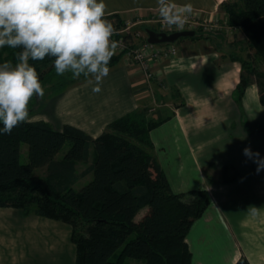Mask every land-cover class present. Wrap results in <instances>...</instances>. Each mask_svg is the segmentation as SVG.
<instances>
[{
	"label": "trees",
	"instance_id": "16d2710c",
	"mask_svg": "<svg viewBox=\"0 0 264 264\" xmlns=\"http://www.w3.org/2000/svg\"><path fill=\"white\" fill-rule=\"evenodd\" d=\"M81 6L82 0H69L66 10L54 15L25 0H0V109L16 106L19 91L35 96L41 86L50 85L53 93L63 88L68 81L59 71L74 56V44L127 24L118 13L97 16ZM221 10L228 29L240 30L247 41L245 57L231 56L242 65L236 97L241 100L257 83L264 104V0H225ZM204 36L199 29L187 38ZM124 38L132 42L133 36ZM122 56L110 54L103 66ZM161 121L139 109L113 120L94 138L69 124L58 130L44 120H0V208L70 225L75 264H191L186 236L213 198L204 187L171 189L152 152L150 132ZM222 174L225 181L235 178L228 167ZM235 264L254 263L242 256Z\"/></svg>",
	"mask_w": 264,
	"mask_h": 264
},
{
	"label": "crops",
	"instance_id": "0c3cea01",
	"mask_svg": "<svg viewBox=\"0 0 264 264\" xmlns=\"http://www.w3.org/2000/svg\"><path fill=\"white\" fill-rule=\"evenodd\" d=\"M25 1L58 15L69 0ZM223 1L82 0L81 10L90 8L97 16L118 13L126 20L137 16L158 31L156 20L195 13L209 20L219 17L225 12ZM227 40L228 53L222 49L226 39L184 40L177 55L154 61L151 80L125 55L104 67V59L116 52L95 44L92 56L84 58L87 63L99 57L92 70L66 78L63 88L48 90L38 112L30 111L34 120L55 129L69 124L94 138L113 120L139 109L162 120L150 137L171 189L204 187L213 198L186 236L191 264H235L242 256L264 263V104L257 83L247 87L241 100L236 97L242 65L231 56L245 57L247 41L240 30ZM76 45L71 61L80 54ZM224 167L235 178L225 181ZM76 253L70 225L0 208V264H75Z\"/></svg>",
	"mask_w": 264,
	"mask_h": 264
},
{
	"label": "rangeland",
	"instance_id": "374dc122",
	"mask_svg": "<svg viewBox=\"0 0 264 264\" xmlns=\"http://www.w3.org/2000/svg\"><path fill=\"white\" fill-rule=\"evenodd\" d=\"M224 16L227 17L226 13L222 12V15L216 18L217 21H213V24L215 26H213V27L210 26L206 30H201L200 29V32L203 33V35H205L203 37L204 39L206 37L215 38V39H217V41L221 40V39L222 40L226 39L225 45L222 46L223 52L225 53L226 52V45L228 44L227 38L231 37V35H233V32H231L228 29V25L225 24L226 18ZM221 17H224V19H222ZM140 19L141 18L137 17V16L134 17V18H129L127 20V22H126L127 26H124V28L126 29V32H128V33H131V34L132 33H134V34L138 33V34H136V37H138V39L139 38L140 39H146V37L148 35H147L146 30H145V25H144L143 22L141 23ZM192 20L194 21V20H197V19L193 16ZM132 22L133 23L135 22L136 24L133 25ZM155 22H160V21L156 20ZM152 24H153V22H152ZM222 31H224V33H226V35H225L226 37L220 34ZM186 39H189V38H184V40H186ZM184 40L183 39H179L178 41L175 42V44L177 45L179 50H180V47H181V43H183ZM76 43H77V45H76L77 46L76 47L77 51L76 52L80 51V54H77V56L74 57L73 61L70 60V62H68L67 64H64V66H63L64 70L63 71H59L60 74L66 75L65 76L66 78H72V79L78 78L81 75V73L85 74L86 70L89 69L91 71L92 70L91 68H93V66L95 64H97L98 61L100 60L99 57L97 58V55L94 56V60H91V61H89L87 63L84 60V58L88 59V58H90L92 56L91 52H93V49H94V47H92V46L95 45V44L96 45L97 44L100 45V43L96 42V43L89 44V45H87V44L86 45H84V44L81 45V42H79L80 44L78 42H76ZM196 43H197V41H196ZM200 44H202V43H200ZM79 46H80V48H79ZM213 46H216V45H213ZM213 46H208V48H213ZM226 53H228V52H226ZM81 65H83V69L84 70H82ZM61 70H62V68H61ZM57 77H58V74H57ZM59 80H60V78H59ZM59 87H58V89H59ZM48 90L50 91V86L49 85H47L45 87L41 86L40 90L38 91V94H36L35 96L32 93H28L27 94V93H23L22 91L17 92V95L20 98V101H18L16 106L0 109V120H12V119L13 120L14 119H30V120H34L32 118L33 117V115H32L33 113L30 112V111H34V113L38 112V110H36V109L38 108V106L43 104L41 99L43 97H45V95H47V93H49ZM51 93H53V92H51ZM5 95L6 94H4L3 96H5ZM40 96H42V97H40ZM5 97H8V96H5ZM44 100H45V98H44ZM68 147H69V145H66L64 147V149L60 152L59 157H62L63 153L68 149ZM27 151H28V146L27 145H23V155H22V157H23L22 160L23 161H27ZM83 167H84L83 165H80L79 169L81 170ZM90 178L91 177L87 178L84 181V183L88 182L90 180ZM84 183L78 184L77 188H80V186L84 185ZM146 210L147 209H143V211L138 215V217L141 218V216L144 214V212ZM133 261L134 260L129 259L127 262L133 263Z\"/></svg>",
	"mask_w": 264,
	"mask_h": 264
},
{
	"label": "built area",
	"instance_id": "2783aa9c",
	"mask_svg": "<svg viewBox=\"0 0 264 264\" xmlns=\"http://www.w3.org/2000/svg\"><path fill=\"white\" fill-rule=\"evenodd\" d=\"M193 16L197 20L193 21ZM216 18L217 17L209 20L197 13L165 18L160 21L161 30H158V32L164 31L172 33L185 30H206L210 26H215L213 21H217ZM117 34H119V36H115ZM126 34H128V32H126L125 28L116 31L102 30L90 34L85 39H81V43L89 45L98 42L104 49L116 53H123L130 61L141 66L148 80L153 78L154 73L151 70V66L154 61L178 54V47L175 43H167L164 45L154 44L147 39H138V37H136L138 33H132L133 39L132 42H129L127 41L128 39L126 40L124 38Z\"/></svg>",
	"mask_w": 264,
	"mask_h": 264
},
{
	"label": "water",
	"instance_id": "95a60500",
	"mask_svg": "<svg viewBox=\"0 0 264 264\" xmlns=\"http://www.w3.org/2000/svg\"><path fill=\"white\" fill-rule=\"evenodd\" d=\"M148 35V41L154 44L160 43H175L181 38L193 37L195 35V31L193 30H185L179 32H158L153 29L146 30Z\"/></svg>",
	"mask_w": 264,
	"mask_h": 264
}]
</instances>
